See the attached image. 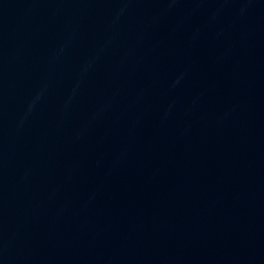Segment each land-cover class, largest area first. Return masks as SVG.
Masks as SVG:
<instances>
[{
    "label": "water",
    "instance_id": "water-1",
    "mask_svg": "<svg viewBox=\"0 0 264 264\" xmlns=\"http://www.w3.org/2000/svg\"><path fill=\"white\" fill-rule=\"evenodd\" d=\"M80 0H0V264H36Z\"/></svg>",
    "mask_w": 264,
    "mask_h": 264
}]
</instances>
